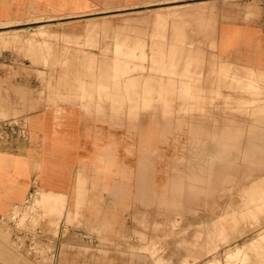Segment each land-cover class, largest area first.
<instances>
[{"label":"rangeland","instance_id":"rangeland-1","mask_svg":"<svg viewBox=\"0 0 264 264\" xmlns=\"http://www.w3.org/2000/svg\"><path fill=\"white\" fill-rule=\"evenodd\" d=\"M12 4L16 20L0 22V75L30 80L48 105L65 95L80 102L92 95H110L143 116L152 110L166 116L168 111L182 114L184 101L187 106L190 101L199 103L204 100L198 97L199 89L223 79L230 85L219 88L239 95L240 117L256 116V104L246 100L264 95L256 80L264 78L217 56L212 36L221 22L261 20L264 0H192L137 9L90 0ZM100 72L107 77L93 78ZM254 77V84L246 81ZM25 94L16 91V100ZM212 99L206 98L211 106ZM23 116L18 108L13 115H0V123L23 125ZM259 153L261 157L250 158L239 151L234 197L214 198L213 184L194 181L187 189L181 181L183 186L171 188L169 199H164L163 227L136 222L118 240L100 238L102 246L141 254L152 264H264V179L258 177L264 174V157ZM175 161L178 170L173 169L172 176L180 180L181 161ZM41 196L18 222L23 231L30 222L31 247L24 241L13 250L56 264L55 242L64 207L56 212L54 199ZM78 218L69 219L66 227H81ZM12 234L6 230L7 238ZM70 234L65 230L64 238L76 237Z\"/></svg>","mask_w":264,"mask_h":264},{"label":"crops","instance_id":"crops-1","mask_svg":"<svg viewBox=\"0 0 264 264\" xmlns=\"http://www.w3.org/2000/svg\"><path fill=\"white\" fill-rule=\"evenodd\" d=\"M16 1L20 0H0V22L16 20L11 7ZM22 1L39 5L41 0ZM90 1L137 9L192 0ZM261 18L221 22L212 43L229 65L264 78V5ZM104 76L100 72L93 78ZM256 80L264 91V79ZM246 81L254 84L255 77ZM229 85L228 80L216 79L199 89L198 97L204 100L188 106L184 101L182 114L168 111L166 116L152 110L143 116L141 111H129L117 97L91 91H86L92 96L85 102L65 95L48 105L30 80L0 75V115H13L20 108L27 126L26 138L11 136L0 142V264H44L41 258L13 250L24 241L31 247L30 222L24 231L18 222L42 194L54 199L56 212L64 207L55 242L56 264H152L141 254L104 248L100 238L118 240L136 222L163 227L164 199L182 183L187 189L194 181L213 184L214 198L235 196L239 151L250 158L263 152L264 157V95L246 100L256 104L255 117H240L238 93L219 88ZM20 89L27 92L21 101L16 100ZM212 97L213 106L206 100ZM187 108L204 112L187 114ZM176 159L181 161L180 180L172 176V170H178ZM258 177L264 179V174ZM76 216L81 227H66ZM8 229L13 231L11 239ZM166 229H171L169 223ZM65 230L76 237L64 238Z\"/></svg>","mask_w":264,"mask_h":264},{"label":"built area","instance_id":"built-area-1","mask_svg":"<svg viewBox=\"0 0 264 264\" xmlns=\"http://www.w3.org/2000/svg\"><path fill=\"white\" fill-rule=\"evenodd\" d=\"M21 124L18 125L14 122H2L0 123V142H7L11 136H17L21 139L27 137V126L21 120Z\"/></svg>","mask_w":264,"mask_h":264},{"label":"bare ground","instance_id":"bare-ground-1","mask_svg":"<svg viewBox=\"0 0 264 264\" xmlns=\"http://www.w3.org/2000/svg\"><path fill=\"white\" fill-rule=\"evenodd\" d=\"M227 1V0H226ZM224 2V1H223ZM186 6V5H185ZM250 12V11H249ZM259 87V86H258ZM253 88V87H252ZM227 98V97H226ZM240 104V103H239ZM214 119V118H213ZM247 214V213H246ZM248 216V215H247Z\"/></svg>","mask_w":264,"mask_h":264}]
</instances>
